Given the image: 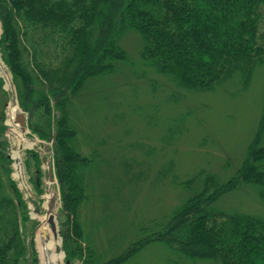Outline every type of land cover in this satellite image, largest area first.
Returning a JSON list of instances; mask_svg holds the SVG:
<instances>
[{"label": "trees", "instance_id": "trees-1", "mask_svg": "<svg viewBox=\"0 0 264 264\" xmlns=\"http://www.w3.org/2000/svg\"><path fill=\"white\" fill-rule=\"evenodd\" d=\"M0 20L5 62L28 112L27 125L53 144L66 214L59 232L69 264H124L152 240L188 260L264 264V216L217 204L244 188L256 189L264 204V118L248 158L231 178L220 183L208 175L204 189L179 205L161 229L103 259L89 242L81 209L108 160L97 148L83 152L84 129L72 112L89 79L127 60L121 40L129 31L142 38L141 56L185 87L213 88L240 69L247 77L254 62H264V0H0ZM9 159L1 154L0 166L11 172ZM6 187L0 174V264H39ZM11 187L22 203L14 182Z\"/></svg>", "mask_w": 264, "mask_h": 264}, {"label": "rangeland", "instance_id": "rangeland-1", "mask_svg": "<svg viewBox=\"0 0 264 264\" xmlns=\"http://www.w3.org/2000/svg\"><path fill=\"white\" fill-rule=\"evenodd\" d=\"M2 32L0 20L1 35ZM121 45L127 60L117 61L111 73L89 79L72 105L84 129L80 135L83 152L97 148L108 160L87 208L81 209L89 242L103 259L161 229L179 205L204 189L208 175L220 183L231 178L248 158L264 118V62H254L247 77L240 69L213 88H190L141 56L142 38L137 32H127ZM4 50L0 42V56L5 62ZM52 53L54 56V48ZM11 103V89L0 74V157L9 156L12 169L8 172L2 164L0 174L7 184L6 191L18 204L20 230L30 252L29 243L39 222L32 212H45L48 182L56 193V221L60 228L66 214L52 141L33 134L27 120V137L37 140L23 154L27 184L15 175L16 145L7 123ZM21 112L28 116L23 108ZM13 182L22 203L11 187ZM217 204L225 210L264 216V204L256 189L233 190ZM61 238L63 248L62 235ZM175 260L178 264H213L176 255L173 247L158 240L146 243L124 264H174ZM74 264L82 262L76 260Z\"/></svg>", "mask_w": 264, "mask_h": 264}, {"label": "bare ground", "instance_id": "bare-ground-1", "mask_svg": "<svg viewBox=\"0 0 264 264\" xmlns=\"http://www.w3.org/2000/svg\"><path fill=\"white\" fill-rule=\"evenodd\" d=\"M0 74L5 77L8 87H12V75L7 68L6 63L0 56ZM21 113V107L18 102L11 103L8 107V120L7 123L12 129V137L15 142L16 149L13 154V158L16 160L17 171L15 173L17 178L23 180L26 185L27 179L25 178L23 154L26 148L32 147L37 143L36 139L27 137V129L23 130V123L18 118V114ZM24 143V144H22ZM49 192L45 195V201L43 209L45 212L40 214L39 212H32V217L39 220L37 228L35 230V244L39 252V258L41 264H65V252L62 248V238L56 237L53 233L50 221L52 216H56L57 198L55 190L52 188L50 182H48ZM33 239V240H34Z\"/></svg>", "mask_w": 264, "mask_h": 264}, {"label": "water", "instance_id": "water-1", "mask_svg": "<svg viewBox=\"0 0 264 264\" xmlns=\"http://www.w3.org/2000/svg\"><path fill=\"white\" fill-rule=\"evenodd\" d=\"M0 39H1V33H0ZM11 85H12V87L10 89H11V92H12V102L15 103V102H18V96H17V91H16L15 84L13 83V80L11 81ZM18 118L23 123V130L26 131V118H27L26 114H24L23 112H21V113L18 114ZM49 171H50L51 179L53 180V172L51 170V167H50ZM50 223H51V226H52V230H53L54 235L56 237L60 236L59 225H58V223L56 221V216L55 215L52 216V220L50 221ZM67 263L69 264V262H67Z\"/></svg>", "mask_w": 264, "mask_h": 264}]
</instances>
